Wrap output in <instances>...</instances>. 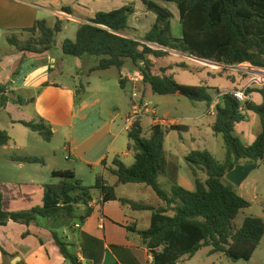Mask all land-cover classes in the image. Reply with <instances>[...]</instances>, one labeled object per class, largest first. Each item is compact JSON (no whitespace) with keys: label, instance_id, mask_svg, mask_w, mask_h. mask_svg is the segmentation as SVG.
Wrapping results in <instances>:
<instances>
[{"label":"trees","instance_id":"16d2710c","mask_svg":"<svg viewBox=\"0 0 264 264\" xmlns=\"http://www.w3.org/2000/svg\"><path fill=\"white\" fill-rule=\"evenodd\" d=\"M140 1L148 12L157 17L143 38H132L136 31L130 28L128 21L135 13V7L129 5L111 12H99L88 19V23L80 25L75 40L63 42V54L80 60L94 59L91 73L111 68L121 72L131 61L142 73L144 84L150 86L154 94H179L192 102L206 103L209 108L214 103L210 90L221 94L220 90L180 84L166 74L172 67L164 68L162 74L156 75L153 59H165L171 55L170 51H176L219 65L251 64L264 68V0ZM160 2L177 6L181 37L173 35V12ZM63 11L72 14L71 8L64 7ZM63 25L60 19L54 27H50L45 20H38L33 27L22 30L29 35L25 41L14 34L7 35L6 41L24 54L23 59L27 54L48 55L56 48ZM183 68L187 71L191 67L185 65ZM124 80L120 75L123 89ZM243 92L248 97L245 102L239 101L232 93H224L216 104L212 129L216 136L224 140V161H218L208 150L192 151L185 156L195 176L194 191L177 184L179 166L169 160L165 151L166 136L171 131H184L185 128L154 125L146 135L141 121H137L128 132V149L134 153V163L127 166L116 157L114 168L107 169V161L102 162L106 171L117 178L115 185H109L105 176L100 174L95 185L87 187L74 171H55L53 177L58 181L45 185L44 204L18 212L4 210L0 189V227L10 222L31 225L40 218L52 217L83 222L93 213L91 192L96 190L102 197V203L118 201L123 207L130 206L135 211L151 212L150 227L140 231L139 236L141 246L153 257V264H178L186 257L193 258L203 248H210V255L222 254L233 262L251 261L264 238V220L248 217L241 227H236V218L242 210L250 208L251 203L238 194L227 175L241 162L258 166L264 163V87L252 85ZM255 94L262 97L260 104L253 101ZM12 102L26 104L20 96ZM249 112L259 116L262 130L251 145H246L236 135V127L247 119ZM14 124L39 134L46 142H51L54 137L52 126L43 118ZM11 142L9 134L0 130V148ZM11 160L43 164L38 157L13 155ZM198 171L207 175L205 181L198 177ZM162 176L174 183L170 192L160 184ZM128 184L150 187L163 201V206L153 207L119 198L117 188ZM52 235L65 260L81 264L69 250V244L58 233L52 232ZM1 251L5 257H13L2 248Z\"/></svg>","mask_w":264,"mask_h":264},{"label":"crops","instance_id":"0c3cea01","mask_svg":"<svg viewBox=\"0 0 264 264\" xmlns=\"http://www.w3.org/2000/svg\"><path fill=\"white\" fill-rule=\"evenodd\" d=\"M159 4L173 12V3L160 2ZM129 5L135 7V13L129 17L128 21L130 28L136 31L133 32L132 38L141 39L151 30L157 17L154 13L148 12L140 0H0V39L4 40L8 46L6 50L0 52V111H3L9 117V122L13 126L16 125L14 122H31L43 118L52 126L54 135L57 132H65L67 136L66 149L70 155V159L67 160L71 161L74 158L76 161L89 165L93 160V156H95L99 160L97 164H100L101 167L100 174L105 176L109 185H115L117 182V178L106 171V168H114L113 160L116 157L120 158L127 166L134 163V153L128 149L129 139L127 150L119 151L116 148L122 135L127 133L123 130L124 117L133 108L131 98L128 101L124 117L116 115L110 123L104 122L91 137H88L84 146L79 147L76 134L77 132H84L85 128L89 127L87 125L89 117L77 110L78 93L75 87L63 81L66 64L72 61L68 60L62 52L63 42L67 39L60 42L57 37L56 48L51 54H27L23 59L24 54L9 45L6 38L9 34L19 36L22 30L33 27L38 20H45L50 27H54L57 19H60L64 23L63 31L67 28L66 22L67 24L74 23L76 25L75 34H77L80 25L88 23L87 20L94 18L97 13L111 12ZM64 7L71 8L72 14L64 12ZM177 16L180 19L179 13ZM174 20H176L175 15ZM181 35L182 31L178 37H181ZM1 46L2 44H0ZM171 57L172 55L166 58ZM153 62L156 64L155 59H153ZM48 63L52 64L48 79L44 77L38 84L31 85L27 79L31 74L46 68ZM73 63L77 69L86 67L91 70L95 66V61L92 58L84 60L75 58ZM173 71L174 68L166 74L173 76L171 73ZM202 71L204 70L200 68L196 74H202ZM138 73L139 70H134L133 73L129 74L120 72L119 75H122L125 79L123 84L125 88H122L125 92L129 86H131L132 91L138 87L139 82L142 80ZM212 73L208 72L207 75L211 76L213 85L210 86L204 83L199 86L219 88L221 94L213 95L214 101H218L219 96L224 93L245 90L247 87V85L237 86L234 80H231L229 84L216 85L214 83L216 79L212 77L214 75ZM201 79L203 80V78ZM140 95L148 101L147 96H144L142 92ZM18 96L26 101L25 105L12 102ZM2 100H6V105L2 103ZM253 101L260 104L262 97L255 94L253 95ZM22 108L29 110V112L21 110ZM207 108L209 109L208 106ZM13 114H15V117ZM211 117L215 121V116ZM147 119L152 121L150 124L151 129L155 124L151 117H147ZM118 120H120V124H118ZM116 124L118 126L115 128ZM213 124H211V128ZM184 131H187V129H184ZM108 139L111 140L110 143H108ZM129 159H132V161L127 162ZM104 160L107 161L106 168L102 165ZM16 163L17 165H13V168L8 169V171L14 172L8 175L12 186L18 185L20 188L30 186L36 192L32 191L30 194L26 193L25 195L20 192L21 196L16 193L6 195L3 191L6 182L3 183V179H1L0 189L3 194V208L8 212H16L15 206L18 205L19 207L27 204L30 196L44 197L45 185H47L40 183L37 176H30L26 173L29 164ZM71 163V166L57 171L71 170L75 172L78 179L83 177V175H80L75 162ZM109 176L113 177L112 182L109 181ZM81 180L84 182V179L81 178ZM92 197L93 202L90 206L93 208V213L83 222L78 219L52 217L40 218L31 225L10 222L7 226L0 227V264H7V261H9V264H71L60 253L52 232L58 233L69 244V250L78 258L81 264H153L149 251L140 244L139 232L142 231L139 229L140 220L142 219L140 213L143 211H135L130 206L123 207L118 201L102 203L99 192H92ZM118 197L127 198L119 195ZM151 216L152 214L150 215V222ZM78 224H80L79 228L76 227ZM1 248L13 257H5ZM203 249H208L206 256L209 259L217 255L225 257L222 254L210 255V248ZM196 255L193 258L186 257L178 264H190ZM255 255L256 252L251 261ZM16 258L18 259L15 261ZM220 263H223V259Z\"/></svg>","mask_w":264,"mask_h":264},{"label":"rangeland","instance_id":"374dc122","mask_svg":"<svg viewBox=\"0 0 264 264\" xmlns=\"http://www.w3.org/2000/svg\"><path fill=\"white\" fill-rule=\"evenodd\" d=\"M173 6V9H171L176 17V20L173 21V35L178 37L181 34V24L177 16V6L175 4ZM66 27V30L58 36L60 42L65 39H75L76 25L74 23L67 24L66 22ZM19 34L21 41H25L29 37L27 33ZM0 44H2L0 52L8 48L4 40H1ZM170 53L172 55L171 58L156 60L154 74L160 75L162 74V69L172 67L174 71L171 73L175 80L183 85L199 86L205 83L211 86L213 85V80L207 74L208 72H213L212 74L214 75L212 77L216 79L214 82L216 85L229 84L231 80H234L237 86L240 87L244 85H247V87L252 85L264 87V81L257 79L258 72L264 71V68H257L251 64L236 66H225L216 63L209 64L201 62L189 55H181V53L176 51H170ZM66 58L72 61L66 64L63 81L75 87L78 93L76 100L77 110L89 117L87 120L89 127L85 128L84 132H77L76 134L78 146L82 147L87 142L88 137H91L104 122L110 123L111 119L116 115H122V117L126 115L128 101L133 91L131 90V86L127 87L126 92L122 89L120 85V72L116 68L91 73L86 67L77 69L73 63L75 62V58L68 56ZM185 65L191 66V68L186 71L183 68ZM200 68L204 70L202 71L203 73L196 74ZM51 70L52 64L48 63L46 68L31 74L27 81L31 85L38 84L44 77L48 79ZM134 70L137 71L138 69L134 67L131 61H128L121 72L123 74H129L133 73ZM189 71H193V73ZM215 89L219 90V88ZM137 90L139 93L142 92L144 96H147L149 102H152V106L157 110L156 116L158 118H165L170 121L180 118L181 123L175 126H181L187 129V131H171L166 136L165 151L167 157L171 155L169 160L179 166L177 184L194 191L196 189L195 176L187 165L185 156L192 151L208 150L218 161L223 162L226 155L223 138L214 135L212 131L211 124H213L214 119L207 115L209 113L207 105L205 103L192 102L180 95L160 96L154 94L150 86L144 84L143 79L139 82ZM210 93L214 96L217 94L214 89H211ZM2 103L6 105V100H2ZM21 110L24 109L22 108ZM24 111L29 112L26 109ZM13 116L15 117V114ZM8 118L3 111H0V130L6 131L12 138V142L8 146L0 148V180L3 179V183L6 182L3 188L4 194L14 195L16 193L18 196H21L20 192L25 195L26 193L30 194L34 191L30 186L25 188H20L18 185L15 187L12 186L10 176L8 175L14 172L8 171V169L13 168V165H17L16 162L11 160V156L13 155L38 157L43 160V164H29L28 170L26 171L30 176H37L40 183H56L58 179L53 177V171L69 167L72 165L71 162H75L80 175H83L80 179H84V185L87 187H93L95 185L96 177L101 173L100 164H97L99 160L93 156V160L89 165L76 161L74 158L68 161L67 157H70V155L66 149L67 136L65 132H57L51 142H46L39 134L32 132L30 129L18 124L11 125ZM151 122L147 117L142 119L143 131L146 135H149ZM120 123V120H118V124ZM118 124L115 125V128ZM165 127L169 128L171 125ZM261 130L262 126L259 116L254 112H249L247 119L237 125L236 135L243 143L251 145ZM110 141L108 139V143ZM127 141V133H124L117 142L116 148L119 151L127 150ZM131 161L132 159L127 160V162ZM241 164L245 163L241 162ZM198 177L203 181L207 179V175L202 171H198ZM108 179L110 182L113 181V177L109 176ZM160 184L169 192L174 186V183L164 176L160 178ZM142 186H121L117 189V194L122 197H127L138 204L153 207L163 206V201L150 187ZM140 188L143 189L141 190ZM236 189L240 196L251 203V207L242 210L236 218V227H241L248 217H257L264 220V163H260L243 184L240 187H236ZM92 192L98 193L96 190H92ZM43 204L44 197L40 198V196L34 195L30 196L27 204L20 205L19 207L17 205L15 209L16 212L27 211L32 209L30 207L42 206ZM140 214L142 215V219L140 220L139 229L144 231L150 227L151 212L143 211ZM207 251L208 249L200 251L190 264H221V259H223L222 264H264V238L252 261L233 262L220 255L209 259L206 256ZM6 263L9 264V261Z\"/></svg>","mask_w":264,"mask_h":264},{"label":"built area","instance_id":"2783aa9c","mask_svg":"<svg viewBox=\"0 0 264 264\" xmlns=\"http://www.w3.org/2000/svg\"><path fill=\"white\" fill-rule=\"evenodd\" d=\"M138 76L143 79L142 73L139 71ZM235 98H237L241 102H245L248 97L244 94L243 90H236L231 92ZM131 100L133 101V108L132 110L124 117V128L123 130L125 132H129L134 124L137 121H142L143 118L145 117H151L153 119V123L155 125L159 126H175L180 124L179 119H173V120H168V119H161L156 116V108L152 106V103L145 100L140 93L138 92L137 88L133 90V93L131 95ZM217 100L214 101V103L211 105L209 108V115L215 116L216 115V104ZM69 160L70 158L67 157ZM77 228L80 227V224L76 226ZM151 261L153 262V257L151 256Z\"/></svg>","mask_w":264,"mask_h":264},{"label":"water","instance_id":"95a60500","mask_svg":"<svg viewBox=\"0 0 264 264\" xmlns=\"http://www.w3.org/2000/svg\"><path fill=\"white\" fill-rule=\"evenodd\" d=\"M197 60H199L201 62H206V63H209V64H214L213 62L207 61V60H202V59H197ZM257 167H258V164H248V165H244V164L238 163L236 165V168L227 175V179L234 186L240 187L243 184V182L249 177V175L251 174V172L254 169H256ZM17 259L18 258H16L15 261Z\"/></svg>","mask_w":264,"mask_h":264},{"label":"bare ground","instance_id":"6f19581e","mask_svg":"<svg viewBox=\"0 0 264 264\" xmlns=\"http://www.w3.org/2000/svg\"><path fill=\"white\" fill-rule=\"evenodd\" d=\"M257 79L261 80V81H264V71L258 72Z\"/></svg>","mask_w":264,"mask_h":264}]
</instances>
